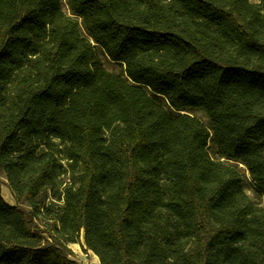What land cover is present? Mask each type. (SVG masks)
Returning a JSON list of instances; mask_svg holds the SVG:
<instances>
[{
  "label": "trees",
  "instance_id": "1",
  "mask_svg": "<svg viewBox=\"0 0 264 264\" xmlns=\"http://www.w3.org/2000/svg\"><path fill=\"white\" fill-rule=\"evenodd\" d=\"M0 174V264H264V0H0Z\"/></svg>",
  "mask_w": 264,
  "mask_h": 264
},
{
  "label": "rangeland",
  "instance_id": "2",
  "mask_svg": "<svg viewBox=\"0 0 264 264\" xmlns=\"http://www.w3.org/2000/svg\"><path fill=\"white\" fill-rule=\"evenodd\" d=\"M251 3H256L257 0H249ZM65 11H67L66 7H65ZM104 68L112 73V74H120L121 73V67L118 64H114L112 62H110L109 60H107V58H105L104 56L100 55L99 56ZM244 190L246 192V194L253 199L254 201H256L257 203H259L260 205L264 206V200L260 199L253 188L252 182L249 178V176H247L245 183H244ZM0 194L2 199L4 200V202L10 206H15L16 205V201L14 200V198L12 197V194L8 188V184H7V180L5 178V176L3 174H0ZM41 199L49 204L51 203V194L48 192L42 193L41 195ZM59 203H55L54 207L52 208V210L54 211V213L57 212V210L59 209ZM24 208L28 209V207L24 204L23 205ZM36 224H43V223H48L50 224L51 221L49 219H43L42 217L38 218L35 221ZM80 244L75 243V244H70L68 245V249L71 251L72 253V259L77 261L79 264H100L99 260H96L94 258V254L87 250L84 246V241H83V233L81 232L80 238H79Z\"/></svg>",
  "mask_w": 264,
  "mask_h": 264
},
{
  "label": "bare ground",
  "instance_id": "3",
  "mask_svg": "<svg viewBox=\"0 0 264 264\" xmlns=\"http://www.w3.org/2000/svg\"><path fill=\"white\" fill-rule=\"evenodd\" d=\"M94 258H95L96 260H98L97 256H95V255H94Z\"/></svg>",
  "mask_w": 264,
  "mask_h": 264
}]
</instances>
